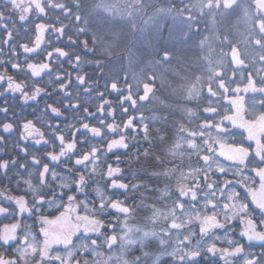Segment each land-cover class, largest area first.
Masks as SVG:
<instances>
[{"label": "snow or ice", "instance_id": "1", "mask_svg": "<svg viewBox=\"0 0 264 264\" xmlns=\"http://www.w3.org/2000/svg\"><path fill=\"white\" fill-rule=\"evenodd\" d=\"M0 224V264H264V0H0Z\"/></svg>", "mask_w": 264, "mask_h": 264}, {"label": "flooded vegetation", "instance_id": "2", "mask_svg": "<svg viewBox=\"0 0 264 264\" xmlns=\"http://www.w3.org/2000/svg\"><path fill=\"white\" fill-rule=\"evenodd\" d=\"M7 221H4V223H6ZM0 227H2V224H0Z\"/></svg>", "mask_w": 264, "mask_h": 264}]
</instances>
